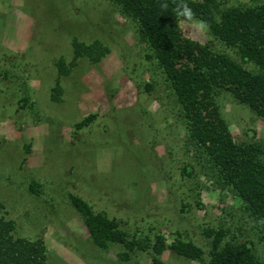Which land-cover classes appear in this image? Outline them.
I'll use <instances>...</instances> for the list:
<instances>
[{"label": "rangeland", "instance_id": "obj_1", "mask_svg": "<svg viewBox=\"0 0 264 264\" xmlns=\"http://www.w3.org/2000/svg\"><path fill=\"white\" fill-rule=\"evenodd\" d=\"M180 25L187 37L256 69L208 28L184 19ZM74 38L99 40L111 52L99 64L80 60L61 78L64 95L54 102L57 62L72 60ZM218 101L236 141L264 144L262 118L230 93ZM90 115L93 122L76 130ZM186 133L153 52L111 0H0V203L8 212L0 217L16 222L19 237H43L49 264H153L149 253L124 262L123 246L96 247L70 193L132 233L162 235L168 245L181 236L205 253L202 262L166 250L169 264H208L204 233L219 228L228 230L226 241H254L264 258L263 235L242 214L241 200L188 150ZM34 181L39 194L30 190Z\"/></svg>", "mask_w": 264, "mask_h": 264}, {"label": "trees", "instance_id": "obj_2", "mask_svg": "<svg viewBox=\"0 0 264 264\" xmlns=\"http://www.w3.org/2000/svg\"><path fill=\"white\" fill-rule=\"evenodd\" d=\"M111 1L137 25L163 70L186 126V147L207 165L223 189H230L241 200L242 214L264 238V144L236 141L218 101L221 93H230L264 120V2L222 8L219 0H184L215 38L237 49L243 61L255 65L256 69L250 70L214 50L210 43L187 37L180 25L183 18L175 11L180 0ZM161 3L168 4L167 10L161 9ZM72 46V60L67 63L61 58L57 62L58 79L51 93L54 102H61L64 95L61 78L69 76L80 60L99 64L111 52L99 40L86 43L74 38ZM24 100L28 103L27 98ZM95 117L90 115L77 123L76 130L89 126ZM39 188L35 181L30 184L34 194L40 193ZM68 197L96 247H124L118 255L121 261L149 253L153 264H169L162 255L172 250L180 257L204 262L203 249L181 236L171 245L162 235L152 240L140 232H130L122 220L105 211H94L82 197L72 193ZM0 210H5L1 203ZM204 234L210 242L208 264H264L254 241H226L229 232L225 228L208 229ZM48 252L43 237H19L16 222L0 217V264H49Z\"/></svg>", "mask_w": 264, "mask_h": 264}, {"label": "clouds", "instance_id": "obj_3", "mask_svg": "<svg viewBox=\"0 0 264 264\" xmlns=\"http://www.w3.org/2000/svg\"><path fill=\"white\" fill-rule=\"evenodd\" d=\"M161 9L167 10L168 4L167 3H161L160 4ZM176 14L180 17H182L187 22H194L196 23L200 28H207L208 25L203 21H198L196 19L195 13L191 7L187 3L184 2V0H180V3L177 5Z\"/></svg>", "mask_w": 264, "mask_h": 264}]
</instances>
